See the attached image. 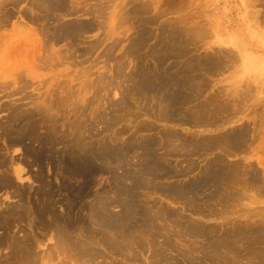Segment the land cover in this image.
<instances>
[{
    "label": "rangeland",
    "instance_id": "obj_1",
    "mask_svg": "<svg viewBox=\"0 0 264 264\" xmlns=\"http://www.w3.org/2000/svg\"><path fill=\"white\" fill-rule=\"evenodd\" d=\"M168 77L178 85L170 95ZM146 143L151 161L185 173L152 182L161 188L149 179L128 198L126 171L140 174ZM210 163L225 168L218 186L172 192ZM129 203L134 227L119 241L143 243L139 262L107 247L103 236L118 243L117 234L93 216L105 205L104 217L118 219ZM166 210L175 214L165 220ZM224 238L244 264H259L264 0H0V264H158L166 241L176 246L161 264H222L207 246ZM69 239L105 256H81Z\"/></svg>",
    "mask_w": 264,
    "mask_h": 264
},
{
    "label": "bare ground",
    "instance_id": "obj_2",
    "mask_svg": "<svg viewBox=\"0 0 264 264\" xmlns=\"http://www.w3.org/2000/svg\"><path fill=\"white\" fill-rule=\"evenodd\" d=\"M60 2V1H59ZM61 6V5H60ZM66 10V9H65ZM65 12V11H64ZM86 27V26H85ZM89 27V26H88ZM91 27V26H90ZM93 27V26H92ZM91 27V28H92ZM207 64V63H206ZM205 65V64H204ZM166 77V76H165ZM169 78V79H168ZM168 78H166L165 80H163V79H161L162 80V83H161V87H162V85H164L165 87H166V89L169 91V95L171 94V88L173 87H175L174 86V84H175V81L174 80H176V78L174 79V80H172V77L170 78V77H168ZM178 82V81H177ZM150 84H151V82H150ZM149 83L147 84V82H145L143 85H142V87L143 88H146L147 90L151 87L152 88V85H150ZM179 84V83H178ZM180 85H182V84H180ZM179 85V86H180ZM176 87H178V85L176 86ZM164 88V87H163ZM245 88V87H244ZM165 89V88H164ZM184 89V88H183ZM177 90H179V89H177ZM175 91V90H174ZM174 91H173V94L171 95V98L173 99L174 98V95H175V93H174ZM249 94V93H248ZM176 95H178V94H176ZM171 100V99H170ZM174 100V99H173ZM172 100V101H173ZM174 102V101H173ZM218 107H219V105H218ZM221 107V106H220ZM219 109V108H218ZM210 110H212V109H210ZM78 111V110H77ZM230 111V110H229ZM222 112H223V110H222ZM209 113V112H208ZM219 113V112H218ZM200 115V114H199ZM172 117V116H171ZM202 118V117H201ZM187 122H189V118H187ZM241 130V129H240ZM232 134V133H231ZM244 133H242V132H240V131H237V133H235V135H230L229 136V140H230V143L232 144V147L233 148H241L243 145H244ZM246 138V137H245ZM209 141V140H208ZM204 143V142H203ZM217 143V142H216ZM219 143V142H218ZM224 143V142H223ZM151 144V143H150ZM150 144H143V145H141V148H142V154L140 155V165H142V167H141V169H140V174L138 175V174H134V173H132V172H130V171H126L125 173H126V175L128 176V178H133V185L131 186V187H127V188H123L122 190H120V191H122L121 193L122 194H125V195H127V193L128 192H130V194L131 195H127V197L129 198H131V197H133L134 196V191H136L135 190V188L136 187H139V186H141V185H143V186H145V185H148V180L150 179L151 180V184H154V185H156L157 187H159V188H161V186L160 185H158V184H156V183H152L153 181H157V179L158 178H162V177H172V176H174V175H180V174H184L185 172H183L182 170L181 171H179V172H177V171H174L172 168H170L169 166H166V165H164L163 163H159V162H154V159H153V161H151L150 159H149V157H151L152 155H151V146H150ZM207 144V143H206ZM211 144V143H210ZM199 147V146H198ZM197 147V148H198ZM179 148V147H178ZM200 148V147H199ZM199 148H198V150H199ZM103 151H102V154L100 155V156H102V157H105V158H111V160H112V158H114L116 161H118V162H122V160H123V158H125L124 157V153L121 151V150H116V151H114V152H110V155L111 156H109V154L108 153H106V150L104 151V149H102ZM124 151V150H123ZM126 151H127V149H126ZM136 151V150H135ZM195 151V150H194ZM141 153V152H140ZM106 154V155H105ZM127 154V153H126ZM125 154V155H126ZM151 158H153V157H151ZM112 161H114V160H112ZM139 162V161H138ZM122 164V163H121ZM216 163H214V164H212L211 165V163H210V165L211 166H209V168H208V174H206V176L205 177H202V178H198L196 181H192V182H190V183H188L187 185H184V186H177V187H172V192H176L178 195H180V196H183V197H191V196H193V197H196V194H197V192L199 191V188L200 187H206L207 185H210L209 183L210 182H212V181H215L216 182V185L218 186L219 185V179H218V177L219 176H221V173L223 172V171H225L220 165H215ZM191 165V164H190ZM194 166V165H193ZM192 166V167H193ZM182 167V166H181ZM191 167V168H192ZM179 170V169H178ZM150 183V182H149ZM212 184V183H211ZM214 184V183H213ZM150 185V184H149ZM155 187V186H154ZM123 190H127V191H125V193H124V191ZM233 190V189H232ZM133 195V196H132ZM177 196V195H176ZM182 198V197H181ZM193 201V200H192ZM191 201V202H192ZM128 208H127V210L126 211H124V216H122V217H120V218H118V219H114V218H110V217H108V216H105L104 217V215H103V213H105L104 211H106V206L105 205H103V207H101V208H99V210H98V208L96 209V210H94L93 212V216L95 217V218H97L100 222L98 223V225H99V229L100 228H102L103 230H106V232H114V235L115 234H117V240H118V243H116V242H113V239L112 238H109V237H107V236H103V238H102V241L105 243V245H107V247H111V245L113 246V245H116L117 244V246L120 248V251L123 253L124 252V254H126V250H127V256L126 257H128L131 261H133V262H139L140 260H139V254L138 253H136L137 251H139V250H137V248H138V245L139 246H141L140 244H143V243H140V241L138 240V242L137 241H134V242H131V243H133V245H129V243L127 242V241H129L130 242V240H123V241H119V238L121 239V238H123V239H125V238H127V237H130L128 234L130 233V229L131 228H133L134 226L132 225V222H133V217H134V214H135V212H137V211H135V210H137L136 208H135V206H134V204L133 203H129L128 205ZM200 209V208H199ZM153 212V211H152ZM163 213H160L161 214V216H162V219H165V217L166 216H168V217H170L171 215H174L175 214V212L174 211H172V210H166L165 211V213H164V211H162ZM158 215V214H157ZM166 215V216H165ZM113 217V216H112ZM118 217V216H117ZM116 217V218H117ZM149 217H152V218H154L153 216H149ZM157 219V218H156ZM155 219V220H156ZM149 220L151 221V218H149ZM166 220V219H165ZM162 222V221H161ZM165 222V221H164ZM148 224V223H147ZM178 224V223H177ZM145 225V224H144ZM150 226H151V224H150ZM144 227V226H143ZM150 228V227H149ZM148 228V229H149ZM159 228V227H158ZM162 228V227H161ZM160 228V229H161ZM144 229V228H143ZM145 229L146 230H148L147 229V227H145ZM155 229V228H154ZM185 229H186V227H185ZM239 229V228H238ZM90 230V229H89ZM153 230V229H152ZM162 230V229H161ZM91 231V230H90ZM98 231V230H97ZM158 231V230H157ZM160 231V230H159ZM95 231H92V232H90V234L92 233H94ZM99 232V231H98ZM98 232H95V233H98ZM145 232V231H144ZM149 232V231H148ZM186 232H189V233H187L188 235L189 234H191L192 235V233H193V237H195V235H197V236H202L203 235V232L201 233V231H199L198 229H195V228H192V226L191 227H189V226H187V230H186ZM228 232V231H227ZM238 232H239V230H238ZM240 232H241V236H240ZM239 233H238V237L240 238V239H242L243 238V240H244V237L242 236V231H240ZM252 232H255V231H252ZM258 232H260L259 230H258ZM258 232H256V233H258ZM161 233V232H160ZM200 233V234H199ZM246 233V232H245ZM91 234V235H92ZM157 234H158V232H157ZM191 235H189V236H191ZM259 235H260V233H259ZM66 236V235H65ZM150 237V236H149ZM155 237V236H154ZM165 237V236H164ZM234 237V236H233ZM156 238V237H155ZM239 238H237V241L238 240H240ZM249 238V237H248ZM76 239V238H75ZM220 239V238H219ZM229 239H230V237H229ZM236 239V238H235ZM116 240V241H117ZM167 240V239H166ZM73 240H71V239H69L68 241L66 240L65 242H66V244L63 242V245L65 246V245H67L68 247H70L71 248V250H74L75 252H80V254L79 255H81V256H90L91 258L92 257H103V256H105L104 255V253H101V251L99 252L98 250H96V249H92V248H90V247H87V244L84 246V243H79V244H77L76 242H72ZM61 242V243H62ZM172 242V241H171ZM204 242V241H203ZM232 242V239H231V241H229V240H226V238H224V239H221V241L220 240H218L217 242H211L210 243V245H209V242L207 243L208 245H209V247L207 246V248L209 249H211L210 250V252H208V253H210V255H209V257H210V259H213L214 261L216 260V259H220V261H222V264H244V262H243V260L244 259H242L243 257H242V255H240L239 253V251H237L236 249H235V247H233V245L235 244V243H231ZM233 242H234V240H233ZM239 242V241H238ZM166 243H167V241L164 243V246H159L158 248L159 249H157V250H155V249H153V250H155V253L157 252V255L159 256V260H157L158 261V264H161V263H163L162 262V260L163 259H161V258H163L164 256H165V254H168V253H166L168 250H166V248L167 249H170V248H168V246H176L175 244L174 245H168L166 248H164L165 247V245H166ZM246 243V242H245ZM156 244V243H155ZM172 244H173V242H172ZM135 245H137V246H135ZM60 246H62V244L60 245ZM89 246V245H88ZM154 246V245H153ZM68 247H66L65 246V248H68ZM152 247V246H151ZM60 248V247H59ZM64 248V247H63ZM136 248V249H135ZM143 248V247H142ZM174 248L175 247H173V248H171V250H174ZM200 248H201V246H200ZM62 249V248H61ZM139 249H140V247H139ZM151 249V248H150ZM178 249V248H177ZM197 249V248H196ZM259 249V248H258ZM143 250V249H142ZM181 250V249H180ZM264 250V249H263ZM261 251V249H260V251H257V253L255 254V257L254 258H256L257 259V257H259V264H264V251ZM166 251V252H165ZM178 251V250H177ZM182 251V250H181ZM180 251V252H181ZM209 251V250H208ZM69 252V251H68ZM164 252H165V254H164ZM139 253H141V250H140V252ZM152 253H154V252H152L151 251V253L150 254H152ZM31 254H33V253H31ZM30 254V255H31ZM38 254V253H37ZM70 254V253H69ZM105 254H108V253H105ZM182 254V253H181ZM187 254V253H186ZM185 254V255H186ZM156 255V254H155ZM154 255V256H155ZM156 255V256H157ZM171 255V254H170ZM29 256V255H28ZM35 256V255H34ZM33 256V257H34ZM73 256V255H72ZM141 256V255H140ZM150 256H152L153 257V255H150ZM157 256V257H158ZM254 256V255H253ZM31 257H32V255H31ZM30 257V260L32 259ZM36 257V256H35ZM34 257V258H35ZM173 257V256H172ZM186 257H188V256H186ZM249 257V256H248ZM251 257H252V255H251ZM33 258V259H34ZM141 258V257H140ZM149 258V257H148ZM177 258V257H176ZM176 258H175V260H176ZM194 258V257H193ZM191 259L192 260V262H194L193 260H195V259ZM253 258V259H254ZM39 259V258H38ZM95 259V258H94ZM154 259V258H153ZM155 259H157V258H155ZM166 260L164 261L165 263H166V261L167 262H173L174 263V261L172 260L173 258H171L170 257V261H168L169 259L166 257L165 258ZM186 259V258H185ZM247 259V258H246ZM250 258H248V260H249ZM88 260V259H87ZM147 260V259H146ZM189 261V260H188ZM218 261V260H217ZM245 261V260H244ZM250 261V260H249ZM30 262V261H29ZM33 262V261H32ZM35 262V261H34ZM33 262V263H34ZM38 261H37V259H36V263H37ZM152 262V261H151ZM177 262V261H176ZM247 262V261H246ZM12 263V262H11ZM141 263V262H140ZM149 263V262H148ZM154 263V262H153ZM172 263V264H173ZM190 263H191V261H190ZM189 263V264H190ZM255 263V262H254ZM1 264H3V263H1ZM155 264V263H154ZM167 264V263H166ZM175 264V263H174ZM193 264H195V262L193 263ZM247 264V263H246Z\"/></svg>",
    "mask_w": 264,
    "mask_h": 264
}]
</instances>
